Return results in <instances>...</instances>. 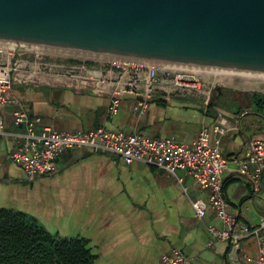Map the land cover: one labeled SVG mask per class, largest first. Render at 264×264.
Instances as JSON below:
<instances>
[{
  "label": "crops",
  "instance_id": "obj_1",
  "mask_svg": "<svg viewBox=\"0 0 264 264\" xmlns=\"http://www.w3.org/2000/svg\"><path fill=\"white\" fill-rule=\"evenodd\" d=\"M251 93L230 98L237 103L232 109L210 104L206 110L202 94L174 93L166 98L156 92L141 117L133 109L136 97L128 95L112 116L108 95L77 92L54 77L15 83L0 107L6 124L0 136V208L25 212L52 233L83 238L92 264H163L165 254L174 249L188 255L193 264H249L229 260L228 240L207 245V225L223 230L225 224L212 208L202 219L196 215L192 202L207 199L209 190L184 170L178 171L180 182L154 165L127 164L113 153L70 148L55 160L54 173L31 181L8 153L21 143L18 134L26 131L13 119L19 108L59 131L107 127L154 138L175 136L187 143L203 125L214 126L219 119L226 129L222 152L233 169L224 174L229 211L239 223L256 225L264 217V165L256 185L236 170L234 161L246 159L248 142L264 132L263 105ZM241 252L257 258L256 238L243 239Z\"/></svg>",
  "mask_w": 264,
  "mask_h": 264
},
{
  "label": "built area",
  "instance_id": "obj_2",
  "mask_svg": "<svg viewBox=\"0 0 264 264\" xmlns=\"http://www.w3.org/2000/svg\"><path fill=\"white\" fill-rule=\"evenodd\" d=\"M48 58L56 61L57 83L77 92L108 95L109 114L112 116L119 112L122 101L128 95L136 97L133 107L135 113L139 117L144 116L156 92L166 98L174 93L202 94L207 110L212 88L226 76L208 73V76L213 77L209 79L202 73L190 70L0 44V107L8 101L7 93L13 84L36 81L40 77L34 67L45 64L43 61ZM13 119L16 124H24L26 131L18 134L21 143L8 153V158L23 168L29 180L34 181L54 173L55 160L70 148L113 153L127 164L140 161L154 165L175 176L180 182L182 178L178 171L184 170L195 178L198 185L209 190L207 199L198 198L192 202L196 215L202 219L208 208H212L225 224L223 230L212 224L207 225L210 234L207 245L217 240H228L230 261L264 264V217L258 224L248 225L239 223L229 211L224 174L233 169L230 167V159L222 152V137L226 129L219 119L215 120L214 126L203 125L197 137L189 143L179 141L175 136L154 138L107 127L59 131L43 123L38 116L31 118L23 108L13 113ZM5 129V120L0 114V136L5 134ZM234 161L237 163L236 170L258 185L263 174L264 132L248 142L246 159ZM251 236L258 243L257 258L241 254L242 240ZM163 264H193V261L181 250L174 249L165 254Z\"/></svg>",
  "mask_w": 264,
  "mask_h": 264
},
{
  "label": "water",
  "instance_id": "obj_3",
  "mask_svg": "<svg viewBox=\"0 0 264 264\" xmlns=\"http://www.w3.org/2000/svg\"><path fill=\"white\" fill-rule=\"evenodd\" d=\"M0 44L264 79V0H0Z\"/></svg>",
  "mask_w": 264,
  "mask_h": 264
},
{
  "label": "trees",
  "instance_id": "obj_4",
  "mask_svg": "<svg viewBox=\"0 0 264 264\" xmlns=\"http://www.w3.org/2000/svg\"><path fill=\"white\" fill-rule=\"evenodd\" d=\"M217 91L221 93V88ZM251 94L256 102L264 103V94ZM92 261L93 255L83 238L52 233L25 212L0 208V264H92Z\"/></svg>",
  "mask_w": 264,
  "mask_h": 264
},
{
  "label": "rangeland",
  "instance_id": "obj_5",
  "mask_svg": "<svg viewBox=\"0 0 264 264\" xmlns=\"http://www.w3.org/2000/svg\"><path fill=\"white\" fill-rule=\"evenodd\" d=\"M43 62L45 64L34 67L36 74L38 76H44L46 79L52 77L55 78V75L58 72V67L55 65V59L48 58L47 60L44 59ZM202 73L206 78L213 79V77L208 76L209 72ZM217 88H221V95L218 94ZM247 92L264 94V79L250 80L239 76L226 75L225 77L223 76V81L221 83L219 82V84L212 88L210 104L214 107L232 109L237 103L230 100V98H233L239 93ZM262 105L264 109V103H262ZM254 107H257V105H254Z\"/></svg>",
  "mask_w": 264,
  "mask_h": 264
},
{
  "label": "bare ground",
  "instance_id": "obj_6",
  "mask_svg": "<svg viewBox=\"0 0 264 264\" xmlns=\"http://www.w3.org/2000/svg\"><path fill=\"white\" fill-rule=\"evenodd\" d=\"M62 54L69 55V54H67V53H62ZM74 55H76V54H74ZM77 56H83V55H77ZM83 57H90V56H83ZM190 71H192V70H190ZM194 72L202 73V72H200V71H194ZM202 74H203V73H202Z\"/></svg>",
  "mask_w": 264,
  "mask_h": 264
}]
</instances>
